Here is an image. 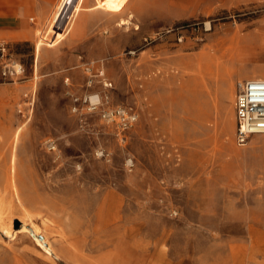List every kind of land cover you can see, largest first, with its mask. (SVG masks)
Returning <instances> with one entry per match:
<instances>
[{"label": "rangeland", "instance_id": "obj_1", "mask_svg": "<svg viewBox=\"0 0 264 264\" xmlns=\"http://www.w3.org/2000/svg\"><path fill=\"white\" fill-rule=\"evenodd\" d=\"M126 11L84 9L68 32L51 15L0 51V264H264V133L235 137L237 82L264 78V0ZM117 105L138 113L126 131L101 116Z\"/></svg>", "mask_w": 264, "mask_h": 264}, {"label": "crops", "instance_id": "obj_2", "mask_svg": "<svg viewBox=\"0 0 264 264\" xmlns=\"http://www.w3.org/2000/svg\"><path fill=\"white\" fill-rule=\"evenodd\" d=\"M100 1L101 0H0V42L7 44L9 41L20 42L32 40L35 37L37 29L43 26L51 15L59 16V18L62 17L61 21L66 19L64 32L70 31V18L78 16L84 9H87L91 12V15L94 16L96 14L105 15L107 18H117L118 20L120 17L128 18L131 16L126 11L128 0H106L110 2L115 1V3L119 1L126 3L124 5V11L121 10L115 15L101 9H93L96 3ZM88 2L89 6H86ZM45 40H47V37L43 35L40 42L48 45V41ZM261 143L263 145L260 147L259 151L264 161V136L261 138ZM257 151L258 149L254 147L253 154L255 163H257ZM254 174L264 175V171H254ZM261 198L264 199V195ZM262 207L264 208V203ZM259 223L264 225V211L260 212ZM262 232H264V227L260 228V233ZM256 238L262 239L264 235H259V237L257 236Z\"/></svg>", "mask_w": 264, "mask_h": 264}, {"label": "built area", "instance_id": "obj_3", "mask_svg": "<svg viewBox=\"0 0 264 264\" xmlns=\"http://www.w3.org/2000/svg\"><path fill=\"white\" fill-rule=\"evenodd\" d=\"M6 49L7 45L0 42V51H5ZM95 64V61L84 62L86 73L91 77L99 76L103 78L104 69L98 68L97 72H94ZM22 69L23 66L21 64H15L13 73L19 74ZM4 73H7L6 70ZM90 82H92L91 79ZM104 84L108 85V83ZM78 100H81V98L75 97V101ZM83 101L89 103L88 109L96 110L104 103H109V97L108 95L104 97L97 93L90 96L85 95ZM74 109L77 110L78 107L75 106ZM99 110L102 118L106 122L115 123L120 131L130 129L138 120V113L133 107L117 105L106 106ZM235 117V137L238 144L245 145L249 142L252 135L264 133V79H243L237 82ZM47 144L49 148L55 147L52 140L47 141Z\"/></svg>", "mask_w": 264, "mask_h": 264}, {"label": "bare ground", "instance_id": "obj_4", "mask_svg": "<svg viewBox=\"0 0 264 264\" xmlns=\"http://www.w3.org/2000/svg\"><path fill=\"white\" fill-rule=\"evenodd\" d=\"M130 23H131V21L129 19H124V20L122 19V20H120L119 25H129ZM14 188H15V185H14ZM2 217L0 216V226H2L3 228L12 229V225L11 224H12L13 221L9 223L8 221L4 220ZM19 219L24 220L22 218H19ZM37 230H40V229H37ZM48 246L50 248V242H48Z\"/></svg>", "mask_w": 264, "mask_h": 264}]
</instances>
